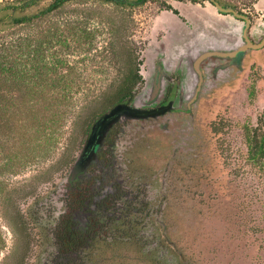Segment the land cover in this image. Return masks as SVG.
<instances>
[{
    "label": "rangeland",
    "instance_id": "1",
    "mask_svg": "<svg viewBox=\"0 0 264 264\" xmlns=\"http://www.w3.org/2000/svg\"><path fill=\"white\" fill-rule=\"evenodd\" d=\"M8 1L12 0L0 3ZM217 1L246 14L252 27L257 21L264 23V0ZM170 11L182 14L180 19L188 23L209 19L217 29H208L212 36L219 35L228 18L207 2L145 0L140 5L118 6L78 0L31 24L0 33V44L18 46L16 56L21 60L60 62L47 77L62 82L53 88L54 95L67 94L56 122L46 126L44 133L36 135L37 127L19 124L10 139H0V264H43L40 255L50 239L38 233L32 215L68 175L91 123L112 106L131 60L144 74L161 36H166L167 43L166 31L180 25ZM26 43L28 48H23ZM40 45L43 53L35 56ZM129 45L135 48L136 59ZM261 51H253L244 60L241 75L214 89L197 112L170 114L169 122H151L141 128L125 126L130 140L118 154L129 167L130 180L145 182L159 200L167 197L163 226H156L157 252L143 250L144 243L110 245L99 240L94 245L98 251L83 256L82 264H264V179L259 177L258 163L246 158L244 130H250L253 143L262 140L264 145V60H257L264 58ZM8 161L12 164L5 168ZM90 187L85 196L88 205L94 192ZM123 191L121 184L118 194ZM99 204L103 202L97 204L101 211H85L93 223L105 218L112 206ZM82 209L73 207L68 215L78 218ZM103 227L94 225L92 231L99 233Z\"/></svg>",
    "mask_w": 264,
    "mask_h": 264
},
{
    "label": "flooded vegetation",
    "instance_id": "2",
    "mask_svg": "<svg viewBox=\"0 0 264 264\" xmlns=\"http://www.w3.org/2000/svg\"><path fill=\"white\" fill-rule=\"evenodd\" d=\"M190 1L195 3L207 2L209 7L213 8L217 14L228 16L224 20V28L218 29L219 35L212 36L208 29L216 31L217 29L211 25L209 19L192 20L188 23L180 19L183 16L182 14H173V11H170L171 17L176 18L180 25L174 29L172 28L170 32L166 31L167 43L164 41L166 36H161L162 40L156 44L155 49L151 51V55L148 57V60L151 61L147 64L144 74L138 70L139 75L143 76V79H141L143 81L138 86L140 87L139 93L132 102H124L128 105H134L140 110L156 109L157 112H167L157 119H140L137 122L119 120L108 130L95 151L97 165L101 161L102 166L106 165L109 168L99 170L95 167L87 174H83L77 182L78 186H74L69 191V193L71 192L70 195L66 194V187L56 188V190L59 189V192H56L59 194L57 195L59 196L58 199L63 197L62 205L64 209L61 212L62 215L56 212L53 219H51L55 224L49 229L47 227L44 229L46 234L48 233L53 237L50 238L51 242L47 245V249L40 255L44 257L42 258L43 264H82V257L89 255L83 250L97 252L98 250L95 249L96 246L94 245L100 243L99 240H103L104 234L100 231L99 233L95 231L86 233V230L90 228L88 224L91 219L90 213L85 212L86 210L79 212L78 215L80 216L78 218L75 214L73 216H71L72 214L68 215V202L73 199L83 200L84 206L82 208H87L89 202L85 198L86 193H88L86 190L91 186V191L94 192L89 208H98L97 204L100 201L103 202V205H99L106 208L110 207L107 204L113 206L114 200L117 198L118 201L122 197L118 194L120 185L118 183L121 181L124 180L134 186H140L138 183L141 180L138 181L137 178H134L133 181L130 180V170L126 167L120 168V154L114 153L115 150L118 153L125 149V145L130 140L128 134L125 132L126 136L122 137L121 145L115 148L111 147V143L106 142L109 134L116 131L122 132L127 125L132 127L135 125V127L141 128V125L151 122H162L163 120L169 122L168 117L170 114L197 112L201 102L214 89L236 80L241 75L244 69V60H247L253 51L263 50L261 52L264 53V46L257 50L249 48L243 50L246 39L253 44H258L264 39L263 22L257 21L255 26L252 27L251 19L246 14L239 13L230 4L221 3L217 0L214 1L219 3L222 8L232 9L234 12L246 17L248 22L242 18L233 17L230 13H222L216 10L209 0ZM257 60H264V58H257ZM141 182V188L146 187L145 182ZM103 183H106V186H103ZM50 196L57 198L53 192H50ZM125 197L129 199L131 196ZM140 197L143 198L144 196L141 195ZM45 200H48V198H45ZM46 204L47 202L44 203L45 209ZM54 229L56 233L53 232ZM82 232L88 237L89 243L87 242L85 246H83ZM143 250L145 249L143 248Z\"/></svg>",
    "mask_w": 264,
    "mask_h": 264
},
{
    "label": "trees",
    "instance_id": "3",
    "mask_svg": "<svg viewBox=\"0 0 264 264\" xmlns=\"http://www.w3.org/2000/svg\"><path fill=\"white\" fill-rule=\"evenodd\" d=\"M44 0H12L4 3H0V33L14 29L15 27L31 24L36 20L54 13L65 6L72 4L78 0H51L48 3H43ZM105 3H111L118 6L125 5L131 6L132 4L124 3L118 0H94ZM58 42L60 36L57 37ZM28 48V44H24L23 48ZM18 46L13 43L0 44V139L1 137L6 142L10 139L16 127L19 124H26L30 127H37L36 135H40L46 126H51L56 122L60 105H63V101L67 99V94L54 95L52 92L53 88H56L62 84L60 78H48L47 75L50 72H55L58 63H44L40 62V58L37 60H21L16 55ZM41 45L34 50V55L39 56V53H43ZM129 51L132 54V58L136 59L135 48L129 45ZM40 57V56H39ZM127 73L123 76L120 83L118 84L115 93L113 95V105L121 102H132L138 93V86L141 82L140 75L138 74V64L135 60H131ZM41 88L37 90L36 88ZM19 122V123H18ZM18 123V124H17ZM17 124V125H16ZM245 130V142L247 146L246 158L252 164L258 163L257 167L260 171L259 177L264 179V145L262 140H258L254 143L250 137V130ZM126 130L116 131L115 133L109 134L106 142L111 143V147L121 145L122 137L125 135ZM126 136V135H125ZM121 138V139H120ZM125 138V137H124ZM120 139V140H119ZM107 143V144H108ZM1 145V144H0ZM123 148V147H122ZM5 149V148H4ZM123 151V150H122ZM115 154L117 150L114 151ZM122 158V155L120 154ZM107 158V157H106ZM121 158L119 162L121 163ZM77 160V159H76ZM108 160V159H106ZM104 160V162H106ZM101 162V161H100ZM98 162L95 154L94 158H89L82 163L81 169L73 173L74 165L71 167L68 175L62 179V181L56 186V188L66 187L67 195H70L69 191L78 186V181L83 174L90 172L92 168L104 170L109 168ZM100 163V164H99ZM107 163V162H106ZM119 163V164H120ZM12 162L8 161L3 164L5 168L10 167ZM172 163L168 166L167 174H164V180L169 175ZM126 167L125 164L121 163L120 168ZM114 168V167H113ZM86 176V175H85ZM84 176V177H85ZM123 184L124 191L122 197L118 201L114 200L113 206L109 208L108 215L106 217L101 216L104 214L101 212L97 218H101L99 221H90L88 224L90 228L86 230V233H92L94 230L93 226L97 224H104V227L99 230L104 234L102 237L108 244L114 242H128V243H144V249H155L157 252V246L159 245L158 239L160 238L159 233L156 231L158 224L162 225L161 222L166 217V205L167 197L163 195L161 200L157 198L155 190H149V185L146 183V187L141 188L140 186H134L124 180L121 181ZM51 191L57 198H52L50 193L47 195L48 200L46 209L44 203L39 204L41 209L36 214L32 215V224L38 230V233L42 232V236L45 238H52L53 236L46 234L45 228L48 229L55 223L51 219L55 216L56 212L62 215L63 205L62 199H58V190ZM60 188V189H61ZM145 189L146 193L143 191ZM143 195L144 197H140ZM147 195V196H146ZM125 196H131L129 199ZM159 196V194H158ZM160 204V206L157 205ZM62 205V206H61ZM68 210L74 208H80L84 206L83 200L73 199L67 203ZM83 210H94L95 213L101 211L99 208ZM169 211V210H168ZM56 233V230H53ZM70 232V231H68ZM59 233V232H58ZM53 234V233H52ZM147 235L146 240L143 238ZM50 236V237H49ZM143 236V237H142ZM55 237V235H54ZM153 237V240H152ZM45 238V239H46ZM164 238V236H163ZM144 239V240H143ZM83 246L87 245L88 237L82 232ZM138 241V242H137ZM144 241V242H142ZM51 240L49 241V243ZM89 243V242H88ZM114 245V244H113ZM136 245V244H135ZM90 249V248H89ZM89 253L90 251H85ZM146 251V250H145ZM163 252V249H162ZM163 253H161L162 258ZM155 257V255H153Z\"/></svg>",
    "mask_w": 264,
    "mask_h": 264
},
{
    "label": "water",
    "instance_id": "4",
    "mask_svg": "<svg viewBox=\"0 0 264 264\" xmlns=\"http://www.w3.org/2000/svg\"><path fill=\"white\" fill-rule=\"evenodd\" d=\"M121 2H125L128 4L140 5L144 2V0H140L137 2H133L131 0H118ZM202 1V0H197ZM216 10L222 13H230L233 17L242 18L247 20L246 17L234 12L232 9H224L219 3L214 0H209ZM264 46V39L258 43L253 44L248 39H246V45L243 47V50L252 49L257 50ZM170 105V104H169ZM170 111V110H169ZM167 111L157 112L154 110H140L136 108L134 105H128L127 103L121 102L111 106L106 112L100 114L90 125L89 130L87 132L82 151L80 155L77 157L76 163L74 165L73 173L79 171L81 169L82 163L89 158H94L96 148L101 143L102 139L106 136L108 130L119 120L123 121H135L137 122L140 119H157L159 116L164 115Z\"/></svg>",
    "mask_w": 264,
    "mask_h": 264
}]
</instances>
